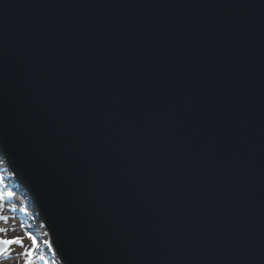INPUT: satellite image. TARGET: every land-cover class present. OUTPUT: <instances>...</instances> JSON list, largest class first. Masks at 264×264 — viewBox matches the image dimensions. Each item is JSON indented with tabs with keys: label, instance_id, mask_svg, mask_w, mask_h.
Here are the masks:
<instances>
[{
	"label": "water",
	"instance_id": "95a60500",
	"mask_svg": "<svg viewBox=\"0 0 264 264\" xmlns=\"http://www.w3.org/2000/svg\"><path fill=\"white\" fill-rule=\"evenodd\" d=\"M0 154L60 264H264V0H0Z\"/></svg>",
	"mask_w": 264,
	"mask_h": 264
},
{
	"label": "rangeland",
	"instance_id": "374dc122",
	"mask_svg": "<svg viewBox=\"0 0 264 264\" xmlns=\"http://www.w3.org/2000/svg\"><path fill=\"white\" fill-rule=\"evenodd\" d=\"M25 192L0 154V226L4 228L0 241H20L6 244L0 260L8 259L10 264H60L51 250L50 237L45 241L40 235L44 223L31 201L27 203ZM13 251L17 255L8 257Z\"/></svg>",
	"mask_w": 264,
	"mask_h": 264
},
{
	"label": "bare ground",
	"instance_id": "6f19581e",
	"mask_svg": "<svg viewBox=\"0 0 264 264\" xmlns=\"http://www.w3.org/2000/svg\"><path fill=\"white\" fill-rule=\"evenodd\" d=\"M3 231H4V228L0 226V232H3ZM39 232H40V235L45 239V241H47L48 240L49 233L47 232L46 227H43L41 230H39ZM15 253L16 252H14V251L11 252L10 256H8V257H14V256H16L17 254H15ZM7 260L8 259H6L5 261L0 260V264H1V262H2V264H10V261L9 260L7 261Z\"/></svg>",
	"mask_w": 264,
	"mask_h": 264
},
{
	"label": "snow or ice",
	"instance_id": "6c2138e0",
	"mask_svg": "<svg viewBox=\"0 0 264 264\" xmlns=\"http://www.w3.org/2000/svg\"><path fill=\"white\" fill-rule=\"evenodd\" d=\"M12 243H20L19 240H15V241H0V244H12ZM2 251V250H0ZM30 255V254H29ZM28 264H31V261H28Z\"/></svg>",
	"mask_w": 264,
	"mask_h": 264
},
{
	"label": "trees",
	"instance_id": "16d2710c",
	"mask_svg": "<svg viewBox=\"0 0 264 264\" xmlns=\"http://www.w3.org/2000/svg\"><path fill=\"white\" fill-rule=\"evenodd\" d=\"M15 184H16V183H15ZM15 184H14V186H15ZM21 187H22V186H21ZM26 196H27V194H26ZM26 200H27V203L30 202L29 199L26 198ZM30 206H32V205H30Z\"/></svg>",
	"mask_w": 264,
	"mask_h": 264
}]
</instances>
